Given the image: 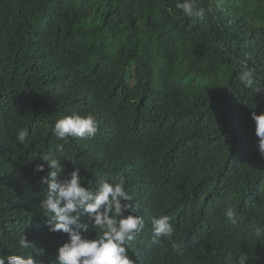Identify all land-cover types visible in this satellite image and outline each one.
I'll list each match as a JSON object with an SVG mask.
<instances>
[{"label":"trees","instance_id":"1","mask_svg":"<svg viewBox=\"0 0 264 264\" xmlns=\"http://www.w3.org/2000/svg\"><path fill=\"white\" fill-rule=\"evenodd\" d=\"M176 3L0 0L5 257L21 254L12 245L25 233L50 264L68 240L48 231L39 207L48 170L34 168L49 154L65 167L60 179L79 169L92 191L99 181L125 180L131 211L145 220L128 246L135 264H224L228 253L234 264L242 253L248 264H264V237L255 236L264 227V156L251 118L264 113V0H220L191 20ZM245 59L257 70L251 89L238 79ZM72 113H93L100 131L69 138L61 157L52 129ZM24 128L30 137L20 144ZM229 204L235 227L223 215ZM161 215L171 218L182 253L166 238L153 243L151 222Z\"/></svg>","mask_w":264,"mask_h":264},{"label":"clouds","instance_id":"2","mask_svg":"<svg viewBox=\"0 0 264 264\" xmlns=\"http://www.w3.org/2000/svg\"><path fill=\"white\" fill-rule=\"evenodd\" d=\"M219 6L220 0H210L207 8L201 6L200 0H177L175 5L190 20L204 19L206 14L213 13L215 7ZM238 79L248 89L257 84V70L249 66L247 59L241 63ZM251 118L255 122L259 153L264 156V113L253 111ZM99 131L100 125L93 113L62 116L55 121L52 129L58 141L56 151L65 157V144L69 138L89 139ZM29 137L27 128L16 132V140L20 144H24ZM38 159L43 163L37 164L34 172L48 170L47 175L40 178V183L47 185V195L39 202L41 215L47 218L46 226L50 233L62 232L68 236L50 264H135L128 254V246L145 228V220L131 211L135 207L134 198L126 190L125 180L99 181L96 190L92 191L85 186L79 169L72 171L68 178L60 179L65 172L60 159H54L49 154H39ZM223 215L234 227L239 224V217L231 204L224 209ZM151 225L153 243L166 238L172 241L173 250L182 253L181 245L173 240L175 228L169 216L153 217ZM92 230H99L102 234L98 238H90L86 234ZM255 236L264 237V227H257ZM12 247L21 254L5 257L0 249V264H45L39 258L45 255L46 249L38 248L25 233ZM28 249H32V253L23 254ZM224 264H234L232 253L225 256ZM235 264H248V254H240Z\"/></svg>","mask_w":264,"mask_h":264}]
</instances>
